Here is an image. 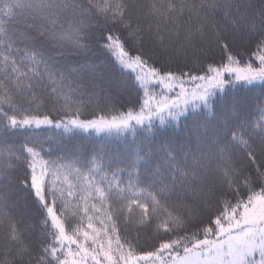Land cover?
Masks as SVG:
<instances>
[{
	"label": "snow or ice",
	"instance_id": "obj_1",
	"mask_svg": "<svg viewBox=\"0 0 264 264\" xmlns=\"http://www.w3.org/2000/svg\"><path fill=\"white\" fill-rule=\"evenodd\" d=\"M154 9L0 0V264H264V0ZM45 130L133 142L75 167Z\"/></svg>",
	"mask_w": 264,
	"mask_h": 264
},
{
	"label": "trees",
	"instance_id": "obj_2",
	"mask_svg": "<svg viewBox=\"0 0 264 264\" xmlns=\"http://www.w3.org/2000/svg\"><path fill=\"white\" fill-rule=\"evenodd\" d=\"M170 2L171 0H147V3L156 6V9L154 10H158L160 9L161 5L170 3ZM109 60H111L110 57H109ZM112 64L114 65L115 69H119V66L116 65L114 61H112ZM124 70L126 72L129 71V69L127 68H125ZM135 71H138V70H135ZM6 91L7 89L0 87V100L4 98V94ZM65 93L67 94L68 99L70 101L75 99L74 93L71 89L66 88ZM259 95H260V89L256 88L255 92L253 93V96L258 97ZM12 99L15 100L16 97L13 96ZM61 102H63V94L61 95ZM41 107H43V103H41ZM253 119L259 120L260 117L254 116ZM43 135L46 137L47 136L53 137V139L49 141V143H51V146L54 149L53 154H55V150L58 148V146L54 144V142L57 140L61 141L66 146L65 152L61 153V155L66 154L69 157L68 159H65L63 162L65 164L73 165L75 167L80 166L79 163H77L78 158L95 159V157L91 156L90 154L93 152L94 149L98 147H103L104 149V151L101 153L102 156L104 155L105 152L108 154V156H111L115 152H124L125 146L133 142L131 136L126 137V138L124 137L117 138L115 136L108 137L104 134L83 133V134H77V135L72 136L71 138H68L67 136H61L58 132H47V130H45V133H43ZM141 135H144V133H141ZM163 135H167V133L162 134L161 137H158L157 140L154 142V144L156 143L157 145H159L163 138ZM19 148H20V138H12L10 140H7V139L0 140V167H13L14 166L13 162L15 161L16 156L19 155V151H18ZM164 156H165L164 151L160 149V151L158 152V157H160L161 163L164 162L163 160ZM130 158H134V157L130 156ZM82 171L87 172V169H82ZM106 171H108V175L109 177H111L112 172L115 171V167L113 166L111 170L106 169ZM127 171L133 172V176H132L133 182L136 183L138 187L142 188L143 185L139 184V182L136 179V175H135V172H138L139 169H136L135 171H133V169L129 168L127 169ZM119 179L122 181L121 186L127 188V184L129 180L127 172L121 175ZM69 180L72 181L73 183L75 182L72 180V176H69ZM57 183L59 184L60 181H57ZM65 187H67L66 184H65ZM24 191H26V189H24L22 186L17 187L16 192L18 195L23 193ZM147 191H149V189H145V191L142 192L141 195H146ZM68 200L71 202L73 198L68 197ZM127 202L128 201L126 200L125 203ZM0 226H2V217H0ZM191 231H196V229H192ZM132 234L135 235L136 234L135 231H133ZM188 234H191V233H188ZM142 246L147 247L148 245H142Z\"/></svg>",
	"mask_w": 264,
	"mask_h": 264
}]
</instances>
